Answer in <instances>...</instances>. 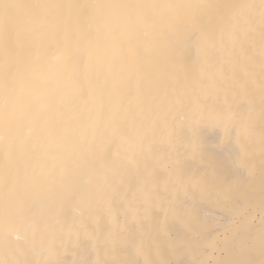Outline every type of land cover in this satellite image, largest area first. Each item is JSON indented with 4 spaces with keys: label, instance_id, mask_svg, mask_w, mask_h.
Returning a JSON list of instances; mask_svg holds the SVG:
<instances>
[{
    "label": "snow or ice",
    "instance_id": "6c2138e0",
    "mask_svg": "<svg viewBox=\"0 0 264 264\" xmlns=\"http://www.w3.org/2000/svg\"><path fill=\"white\" fill-rule=\"evenodd\" d=\"M216 48L243 62L237 106L204 103L218 85L200 65ZM182 85L153 143L142 114ZM133 93L137 111L124 105ZM205 127L229 151L193 168L208 160ZM196 197L231 217L209 244L217 223L194 213ZM0 220V264H64L58 249L73 237L95 253L76 264H264V0H0ZM15 223L29 226L23 243Z\"/></svg>",
    "mask_w": 264,
    "mask_h": 264
},
{
    "label": "bare ground",
    "instance_id": "6f19581e",
    "mask_svg": "<svg viewBox=\"0 0 264 264\" xmlns=\"http://www.w3.org/2000/svg\"><path fill=\"white\" fill-rule=\"evenodd\" d=\"M255 3H259V0H254ZM259 39L257 37V63L255 68V78L253 87L255 88V103H256V131L257 137L259 136L261 128V120L259 115V106H260V94H259V81H260V71H259ZM196 62V55L190 54V64ZM244 71V65L242 61H237L235 56L232 54L230 49H210L207 53V59L204 60L200 65V72L202 76L216 77V82L218 89L213 92L210 97L204 99L209 107L212 106H223V105H232L237 106L243 100L242 95L237 94L236 86L232 82V77L235 74L238 81L242 80V74ZM183 85L180 88L179 94H177L174 89L171 94L161 95L155 102V107L153 110L148 113L142 114L145 122L154 129V134L152 135L153 143H159L166 138L164 119L167 115L168 109L170 107L178 108L179 105L183 102ZM142 104V97L139 94L133 93L128 95L124 99L125 108L131 111H137V106ZM83 106V105H82ZM89 108L92 107V104L88 105ZM202 136L205 143L206 152L208 154V160L204 163L200 161H191V166L193 168H203L207 163H224L225 154L229 151L228 147L220 148L218 147V142L222 136V131L219 128L205 127L202 130ZM256 164L259 168L260 164V152H259V143L256 145ZM256 191H257V203H258V193H259V178L257 177L256 181ZM190 206L195 214H197L200 219L205 223H212L215 221L217 223V231L210 232L207 235L205 244L212 243L214 240L218 239V233L222 234L224 232V227L229 224L231 217L227 214L222 206L217 203L215 200L200 199L196 197L193 200L189 201ZM94 217L85 216L84 224L89 228L95 227ZM121 222H123V215L120 217ZM101 225H106L108 222L106 219L100 221ZM259 216H256L255 221V230L259 231ZM146 227H150L148 222H145ZM3 231V223L0 220V234ZM169 232L173 238L181 236L184 234V229L180 224L170 223ZM29 233V226L27 223H15L11 226V239L15 241L19 238L20 242L23 243L25 238ZM83 237V234H81ZM3 251L2 244V235H0V254ZM59 258L64 261V264H76V262L83 259L95 258V253L89 249L88 251L83 250L78 246V243L73 237L72 240H66L65 245L58 249ZM208 258H215L212 255V250L209 249L206 254ZM219 253H216L218 256ZM40 257H36L39 259ZM185 261L193 259V254L189 251L186 254L179 257ZM255 258L259 259V248L257 247Z\"/></svg>",
    "mask_w": 264,
    "mask_h": 264
}]
</instances>
